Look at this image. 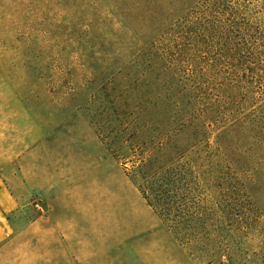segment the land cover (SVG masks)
<instances>
[{
  "label": "rangeland",
  "instance_id": "obj_1",
  "mask_svg": "<svg viewBox=\"0 0 264 264\" xmlns=\"http://www.w3.org/2000/svg\"><path fill=\"white\" fill-rule=\"evenodd\" d=\"M193 1L0 0V181L17 203L0 264H264V161L240 185L225 157L190 150L177 88L139 55ZM227 1L264 35V0ZM133 4L153 19L137 38ZM146 162H177L187 213L205 212L187 247L134 185Z\"/></svg>",
  "mask_w": 264,
  "mask_h": 264
},
{
  "label": "trees",
  "instance_id": "obj_2",
  "mask_svg": "<svg viewBox=\"0 0 264 264\" xmlns=\"http://www.w3.org/2000/svg\"><path fill=\"white\" fill-rule=\"evenodd\" d=\"M133 10L138 11L137 21L129 28L137 38L143 25L153 21L152 11L144 4H133ZM235 13L227 0H194L139 55L147 57V71L155 70L156 85L164 90L166 84L167 89L177 88L176 106L183 103L187 109L179 127L186 125L195 139L189 149H194L196 140L205 143L207 151L226 158L223 166L238 173L242 185L250 181L245 175L264 161L260 154L264 117L258 116L257 108L264 93V35ZM148 165L138 167L133 182L170 231L181 234L192 223L205 225V212L194 217L187 213L182 179L174 173L177 162L154 170ZM192 240L185 234L178 237L184 247Z\"/></svg>",
  "mask_w": 264,
  "mask_h": 264
},
{
  "label": "crops",
  "instance_id": "obj_3",
  "mask_svg": "<svg viewBox=\"0 0 264 264\" xmlns=\"http://www.w3.org/2000/svg\"><path fill=\"white\" fill-rule=\"evenodd\" d=\"M17 210V203L10 192L0 181V247L8 241L11 228L9 224L10 217Z\"/></svg>",
  "mask_w": 264,
  "mask_h": 264
}]
</instances>
